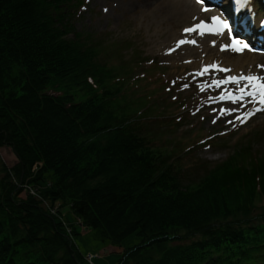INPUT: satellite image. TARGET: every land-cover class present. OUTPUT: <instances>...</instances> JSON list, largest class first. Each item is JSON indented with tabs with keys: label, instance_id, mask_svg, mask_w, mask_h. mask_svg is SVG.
<instances>
[{
	"label": "trees",
	"instance_id": "obj_1",
	"mask_svg": "<svg viewBox=\"0 0 264 264\" xmlns=\"http://www.w3.org/2000/svg\"><path fill=\"white\" fill-rule=\"evenodd\" d=\"M81 8L0 0V147L17 160L0 167V264H86L26 182L111 248L137 236L116 264H264V154L238 148L183 183L173 148L142 133L148 101L127 94L130 68L75 30Z\"/></svg>",
	"mask_w": 264,
	"mask_h": 264
},
{
	"label": "rangeland",
	"instance_id": "obj_2",
	"mask_svg": "<svg viewBox=\"0 0 264 264\" xmlns=\"http://www.w3.org/2000/svg\"><path fill=\"white\" fill-rule=\"evenodd\" d=\"M70 1H79L82 7L76 18L73 15L75 30L89 43L102 47L100 59L108 65L121 64L130 68L125 79L130 77L129 84L133 86L134 83L136 87L128 84L125 87L127 94L135 98L142 95L148 101L147 115L141 121L142 133L149 138L152 147L173 148L171 161L179 168L183 183L198 180L207 167L217 166L241 147L250 149L247 153L251 152L250 157L255 163L262 159L264 104L260 103L259 95L242 94L241 89L247 93L252 88L238 77L233 82L232 74H238L239 69L234 71L238 67L225 69L220 65L226 63L223 56L219 58V48L223 46L222 42L229 39L232 51L238 53L236 49L240 48L262 57L258 68L264 70V0H247L248 13L244 8L236 18L231 15L233 7L225 1L216 0L207 5L199 0H188L191 9L212 15L206 21L200 18L182 19L177 25L161 23L157 19V0H145L152 4L150 7L144 4L141 8L138 4L137 8L130 5L135 0ZM187 10L188 4L184 12L187 13ZM213 18L227 24V27L215 24ZM201 22L203 29L186 36L189 33H185L184 29ZM174 31L177 38L173 40ZM181 40L187 42L179 44ZM233 41L238 43L233 44ZM170 51L175 57L167 56ZM233 57L227 62L233 61ZM196 59L201 60L200 64L191 63ZM249 74L252 72L249 71ZM259 83H264V73ZM16 161L11 147H0V167L5 164L7 168H12ZM34 170L35 167L32 168ZM48 176L51 180V174ZM15 180L12 179L17 182ZM262 180L264 171L255 177L259 192ZM18 185L49 208V213L61 223L86 264H116L118 255L124 249L139 243V238L131 235L121 242L120 248H111L99 239L95 230L83 225L69 210L68 204L43 202L37 189L27 188V182ZM47 188L46 184L41 191ZM89 255L93 256L92 261L87 259Z\"/></svg>",
	"mask_w": 264,
	"mask_h": 264
},
{
	"label": "bare ground",
	"instance_id": "obj_3",
	"mask_svg": "<svg viewBox=\"0 0 264 264\" xmlns=\"http://www.w3.org/2000/svg\"><path fill=\"white\" fill-rule=\"evenodd\" d=\"M144 1L145 0H135L130 5L135 7V8H137V4L139 5V8H141L142 5H144V4L146 7L151 6L152 2H149V1L146 2L145 1V3H144ZM224 1L226 2V4L229 3L230 6L237 5L235 3V0H221V2H224ZM186 4H188L187 13L184 12V7H186ZM246 4H247V2L244 4L243 7H241L240 11H238V13L236 15H232V17H235V18L238 17L244 8L247 11ZM189 5L190 4L188 3V0H157V3L155 4V14H156L157 19L161 23L166 22V23L175 24V25H177L178 22H181L182 19L184 21H187L190 18H191V20L192 19L199 20V18H200L203 21L210 19V16L212 14H210L208 12L204 13L202 11H196V10H194L195 9L194 5H193L194 9H191ZM189 13H194V14L189 15ZM247 13H248V11H247ZM245 18H247V17H245ZM249 18L252 19L250 15H249ZM174 28L175 27H173L172 30ZM181 35H183V32L181 33ZM191 35H193V34L189 33L186 36L190 37ZM176 36H177V32L174 31V35L172 37L173 40L177 38ZM173 40L171 41V43L173 42ZM222 44H223V46L221 48H219V54H220L219 58H222V56H223L222 59L226 63L227 66L224 63H222L223 65L222 64H220V65L224 66L225 69L238 67V68L234 69V71H237L239 69L237 71L238 74L233 73L232 77L240 78L241 76L247 77L249 75L259 77V78L261 77V75L264 73V70L261 71V67L258 68V65L260 64V61H262V57L254 55V54L249 53L247 51H244L242 49H240L238 51V53L232 51L233 46H232V42L229 39H226V41L222 42ZM177 45H178V43H177ZM179 51L182 52V49L180 48ZM171 52L172 51H170V53L167 56L170 58L175 57V54H171ZM196 53L197 52H195L194 57H195ZM234 54H237V56L235 57ZM232 57L234 58V60L227 62L228 59H230ZM200 61H201L200 59H196L195 61L194 60L191 61V63L192 64L193 63L200 64ZM243 71H245V75H243ZM249 71H251L252 74H249ZM256 72H258L257 75L255 74ZM258 83H259V81H258ZM256 96H258V95H256Z\"/></svg>",
	"mask_w": 264,
	"mask_h": 264
},
{
	"label": "snow or ice",
	"instance_id": "obj_4",
	"mask_svg": "<svg viewBox=\"0 0 264 264\" xmlns=\"http://www.w3.org/2000/svg\"><path fill=\"white\" fill-rule=\"evenodd\" d=\"M246 2H247V0H235V3L237 5H239L240 7H243ZM213 22L215 24H220L224 28L227 27V24H223L217 18H213ZM203 28H204V24H203V22H201V24L195 25L192 28H186V29H184V32L185 33H191V32H194V31L203 29ZM185 42H187V41L181 40V41H179V44H183ZM192 43H194V41H192ZM236 43H238V42L233 41V44H236ZM179 44H178V46H179ZM242 47H247V45H243ZM236 50H240V48H237ZM213 67H215V66H213ZM239 79L247 81L248 84L250 85V87L252 88V91L251 92H247V93H245V90L244 89H241L242 94L251 95L253 97H255L256 95H259V97H260V103L261 104H264V83H258V81L260 80V78L249 75L247 77L241 76ZM235 80H236V78H233V82H235Z\"/></svg>",
	"mask_w": 264,
	"mask_h": 264
},
{
	"label": "built area",
	"instance_id": "obj_5",
	"mask_svg": "<svg viewBox=\"0 0 264 264\" xmlns=\"http://www.w3.org/2000/svg\"><path fill=\"white\" fill-rule=\"evenodd\" d=\"M87 259L90 260V261H92L93 256L89 255V256L87 257Z\"/></svg>",
	"mask_w": 264,
	"mask_h": 264
}]
</instances>
